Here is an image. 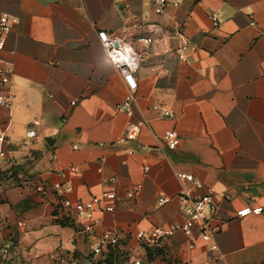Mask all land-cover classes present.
<instances>
[{
	"label": "crops",
	"instance_id": "1",
	"mask_svg": "<svg viewBox=\"0 0 264 264\" xmlns=\"http://www.w3.org/2000/svg\"><path fill=\"white\" fill-rule=\"evenodd\" d=\"M168 1L157 13L145 0H0V14L16 19L0 49V66L11 69L0 94L12 96L10 109L0 105V264H105L91 249L106 230L120 239L108 261L134 250L143 264H264V215H237L264 207V0ZM99 30L137 56L131 114L117 108L128 90ZM141 118L137 138L119 142ZM179 172L216 191V252L197 231H175L161 247L135 237L184 221L177 194L188 183ZM27 179L61 187L42 196ZM109 190L115 199L100 205L114 209L96 213L92 234L62 205ZM158 193L169 200L158 205Z\"/></svg>",
	"mask_w": 264,
	"mask_h": 264
},
{
	"label": "built area",
	"instance_id": "2",
	"mask_svg": "<svg viewBox=\"0 0 264 264\" xmlns=\"http://www.w3.org/2000/svg\"><path fill=\"white\" fill-rule=\"evenodd\" d=\"M145 1H152L154 9L157 13L164 11L169 3L168 0ZM172 4L176 6L178 3L173 2ZM209 18L214 26H218L219 19L216 11H212L209 14ZM15 20V17L6 13L0 14V49L3 48ZM175 35L177 37H182L181 31H177ZM97 36L107 57L117 67L124 85L128 90V94L117 104V108L127 114H131L135 99L134 91L137 88V81L134 75L137 56L128 44L121 42L116 36L109 35L105 30H99L97 32ZM261 36L264 38V30L261 31ZM151 40L152 39L149 36H141L137 38V41L145 46L150 44ZM187 45L188 42L183 39L181 46L176 51L179 58L182 60L185 59L184 49ZM10 71V67L0 66L1 84H9ZM71 103H74V101ZM0 105L10 109L12 107V96L10 94H0ZM153 107L158 109L162 116H173V113L165 107H158L157 105H154ZM34 123H36V121H34ZM145 123V120L142 118L127 123L121 137L119 138V142L123 143L126 141H134L137 138L141 127ZM34 135L35 131L33 129L27 130V137H32ZM164 137L167 148L175 149L178 145V138L175 131H166ZM142 148L146 147L143 146ZM177 177L188 183V185L182 187L177 194L180 211L185 217L184 221L182 223H172L166 228L155 226L150 231L137 230L135 233L136 239L142 246L145 247H161L163 242L167 240L175 231H181L187 237H191L195 231H197L201 239L209 243V249L216 252L217 245L213 241L215 228L210 224V219L212 217H218L216 191L212 186L205 185L191 173L179 172L177 173ZM114 180L115 177L108 179L109 182H113ZM24 183L30 185L34 191L42 196L49 194L52 189L58 190L61 187L59 184L50 186L43 182L30 179L25 180ZM139 189L140 187L137 186L134 193H137ZM115 197L116 193L113 190H109L104 191L100 196H94L86 201L72 202L70 199L64 198L62 200V205L66 212L69 209H73L75 211L76 218L81 220L85 219L86 222L82 225V228L85 232L92 234L95 231L96 224L98 223L96 213L101 212L103 209L106 211H113L114 209L112 204L105 207L101 206V200L106 199L112 201ZM225 197L230 199L229 195H225ZM168 200L169 197L163 195L162 193H158V205H162ZM247 214L264 215V207H244L237 212V215L239 216H245ZM95 240L96 244L93 245L91 254L93 257L103 256V260H107L110 252L120 246L119 237L112 231L108 230L102 231L95 238ZM192 246V244L189 245L190 248ZM214 255L215 257L219 256L218 254ZM92 262L98 263L95 259ZM111 264H143V260L137 252L131 250L127 253L122 262L112 261Z\"/></svg>",
	"mask_w": 264,
	"mask_h": 264
},
{
	"label": "water",
	"instance_id": "3",
	"mask_svg": "<svg viewBox=\"0 0 264 264\" xmlns=\"http://www.w3.org/2000/svg\"><path fill=\"white\" fill-rule=\"evenodd\" d=\"M45 141H46V142H49L50 144L53 142L52 139H50V138H46ZM50 141H51V142H50Z\"/></svg>",
	"mask_w": 264,
	"mask_h": 264
},
{
	"label": "rangeland",
	"instance_id": "4",
	"mask_svg": "<svg viewBox=\"0 0 264 264\" xmlns=\"http://www.w3.org/2000/svg\"><path fill=\"white\" fill-rule=\"evenodd\" d=\"M105 264H111L112 261L105 260ZM100 263V262H99ZM101 264V263H100Z\"/></svg>",
	"mask_w": 264,
	"mask_h": 264
}]
</instances>
